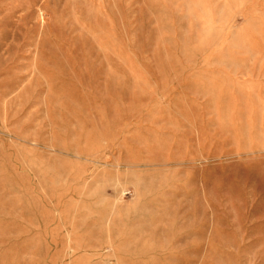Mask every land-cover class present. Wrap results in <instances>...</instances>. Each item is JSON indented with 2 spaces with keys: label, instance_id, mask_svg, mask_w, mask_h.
Listing matches in <instances>:
<instances>
[{
  "label": "rangeland",
  "instance_id": "obj_1",
  "mask_svg": "<svg viewBox=\"0 0 264 264\" xmlns=\"http://www.w3.org/2000/svg\"><path fill=\"white\" fill-rule=\"evenodd\" d=\"M114 223L264 264V0H0V264H118Z\"/></svg>",
  "mask_w": 264,
  "mask_h": 264
},
{
  "label": "crops",
  "instance_id": "obj_2",
  "mask_svg": "<svg viewBox=\"0 0 264 264\" xmlns=\"http://www.w3.org/2000/svg\"><path fill=\"white\" fill-rule=\"evenodd\" d=\"M154 207V211H155ZM114 227L108 232L106 229V237L103 238L101 245L109 244L115 246V257L118 264H144L150 263L151 257L146 260L140 256L141 245L150 246L152 243L148 240L147 234L141 232L140 228L132 223L112 224ZM144 238V241H142ZM148 240V241H147ZM154 244V243H153ZM76 246H86L87 242L76 241L73 243ZM76 249V248H75ZM80 251L71 254L68 257L67 264H103L102 257L97 259L96 253L91 249L78 248ZM77 254V255H76ZM97 262V263H96Z\"/></svg>",
  "mask_w": 264,
  "mask_h": 264
}]
</instances>
